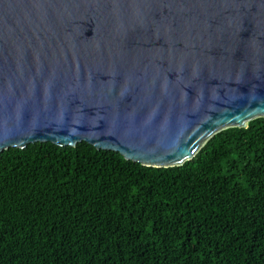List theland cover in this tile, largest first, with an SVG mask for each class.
<instances>
[{"label": "water", "instance_id": "1", "mask_svg": "<svg viewBox=\"0 0 264 264\" xmlns=\"http://www.w3.org/2000/svg\"><path fill=\"white\" fill-rule=\"evenodd\" d=\"M264 118V0H0V153L79 142L181 169Z\"/></svg>", "mask_w": 264, "mask_h": 264}, {"label": "trees", "instance_id": "2", "mask_svg": "<svg viewBox=\"0 0 264 264\" xmlns=\"http://www.w3.org/2000/svg\"><path fill=\"white\" fill-rule=\"evenodd\" d=\"M0 264H264V118L181 169L81 142L2 151Z\"/></svg>", "mask_w": 264, "mask_h": 264}]
</instances>
